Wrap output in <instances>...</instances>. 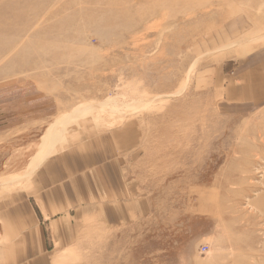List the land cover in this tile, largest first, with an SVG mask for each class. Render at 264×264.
Returning a JSON list of instances; mask_svg holds the SVG:
<instances>
[{
  "label": "rangeland",
  "instance_id": "rangeland-1",
  "mask_svg": "<svg viewBox=\"0 0 264 264\" xmlns=\"http://www.w3.org/2000/svg\"><path fill=\"white\" fill-rule=\"evenodd\" d=\"M263 53L264 0H0V264H264Z\"/></svg>",
  "mask_w": 264,
  "mask_h": 264
},
{
  "label": "crops",
  "instance_id": "crops-1",
  "mask_svg": "<svg viewBox=\"0 0 264 264\" xmlns=\"http://www.w3.org/2000/svg\"><path fill=\"white\" fill-rule=\"evenodd\" d=\"M241 62L242 63H240L238 68L235 70L236 75L234 77H228L226 79V88L229 92L228 94L230 99H232L233 101L234 96H241L242 91L245 94V96L242 94V96L244 97H247L249 95L247 91L252 93L254 91H258V88L263 89L264 91V53L260 54V56L258 57L246 58ZM238 80L243 83H241L242 85L240 84V88L237 89L236 82ZM243 103H252V101L244 100L239 102L238 105ZM104 156H106L108 161L104 165H101L96 169L94 178L95 181L93 183L95 218H99L100 220H104L105 222H117L120 217H126L123 212H119L122 205L116 204L114 202V200L117 199V195L121 192L120 185L123 186V182L120 176V171L118 169V164L116 161L112 160L113 156H111V151L109 150V155L106 154ZM102 158L103 157L100 156L99 160H101ZM67 160L69 159H66L65 157H57L54 164L51 163L50 160H48L49 162H47L44 171L46 172L47 178L52 180L53 185L54 183H62L60 182L59 178H61L62 175L61 179H63V177H65L67 173V169L69 168V165H65V162ZM70 161L74 160L70 159ZM61 162L64 164H60ZM76 163L77 162H72L74 168L76 166ZM78 167L79 164L75 169H77ZM61 186L59 185L58 187H54L51 190L52 196H54L55 193H61L64 191V187L62 186V188ZM124 190L125 187L123 186L122 194ZM20 197L21 196L18 197V201H21ZM108 200H110L109 203H107ZM5 202V197H3V195H0V215H3L4 213ZM17 208H20V205H18Z\"/></svg>",
  "mask_w": 264,
  "mask_h": 264
}]
</instances>
